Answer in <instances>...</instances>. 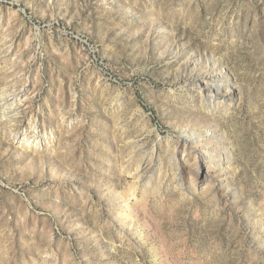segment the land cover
Wrapping results in <instances>:
<instances>
[{
  "label": "rangeland",
  "instance_id": "1",
  "mask_svg": "<svg viewBox=\"0 0 264 264\" xmlns=\"http://www.w3.org/2000/svg\"><path fill=\"white\" fill-rule=\"evenodd\" d=\"M0 264H264V0H0Z\"/></svg>",
  "mask_w": 264,
  "mask_h": 264
},
{
  "label": "bare ground",
  "instance_id": "2",
  "mask_svg": "<svg viewBox=\"0 0 264 264\" xmlns=\"http://www.w3.org/2000/svg\"><path fill=\"white\" fill-rule=\"evenodd\" d=\"M219 83H222V81H220ZM211 93V92H210ZM210 100H213L212 102L214 103L216 99L213 95L210 94L209 96ZM216 103V102H215ZM195 136V135H194ZM195 138H199L198 136H196ZM25 142V141H24ZM180 148L179 152V159L178 162H181V168L184 170L182 172H184V174H186V176L189 179H196V180H200L201 178V174L200 171L198 170H194L190 165V161L192 160L190 158V154L187 151V142L183 141L181 144V147L179 146L178 149ZM205 161V160H204ZM186 170V171H185ZM207 180V179H206Z\"/></svg>",
  "mask_w": 264,
  "mask_h": 264
}]
</instances>
